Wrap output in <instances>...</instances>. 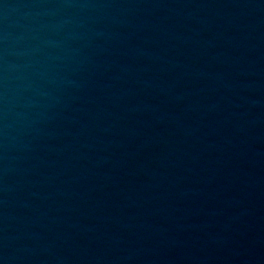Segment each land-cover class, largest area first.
<instances>
[{"label": "water", "instance_id": "water-1", "mask_svg": "<svg viewBox=\"0 0 264 264\" xmlns=\"http://www.w3.org/2000/svg\"><path fill=\"white\" fill-rule=\"evenodd\" d=\"M0 264H264V0H0Z\"/></svg>", "mask_w": 264, "mask_h": 264}]
</instances>
